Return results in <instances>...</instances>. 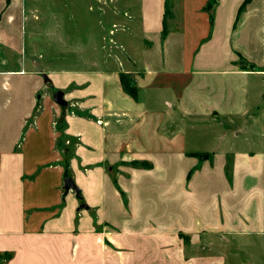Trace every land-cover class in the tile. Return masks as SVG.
Segmentation results:
<instances>
[{
  "label": "crops",
  "instance_id": "crops-1",
  "mask_svg": "<svg viewBox=\"0 0 264 264\" xmlns=\"http://www.w3.org/2000/svg\"><path fill=\"white\" fill-rule=\"evenodd\" d=\"M22 1L0 0V264H264V0H122L121 60L72 38L67 67L25 48Z\"/></svg>",
  "mask_w": 264,
  "mask_h": 264
},
{
  "label": "rangeland",
  "instance_id": "rangeland-1",
  "mask_svg": "<svg viewBox=\"0 0 264 264\" xmlns=\"http://www.w3.org/2000/svg\"><path fill=\"white\" fill-rule=\"evenodd\" d=\"M72 1H22L23 11L26 14L23 35L25 48L31 52H37L36 55L41 52L44 55V60L41 61L59 60L53 63V67H67L70 65V46L74 44L70 42L74 38L76 44L78 42L87 46V54L92 58H103L107 55V62L121 60L120 55L124 52L119 43L127 39L125 26L130 25L128 18L124 15V6L121 8L122 0H106L101 4L95 3L94 0H87L90 9L88 14L78 12L74 4H70ZM180 5L175 3V0H169L167 9L169 12H176L180 9ZM55 24L60 26L57 30L60 34L57 36L53 34L38 36L36 30L32 34L34 27L40 26L46 29L50 26L55 27ZM73 32L75 35H72ZM62 123L59 118L55 126L61 133L63 132ZM65 144L64 136L59 140L57 149H61ZM49 183L51 184L52 181L50 180ZM61 187L63 189V185Z\"/></svg>",
  "mask_w": 264,
  "mask_h": 264
},
{
  "label": "trees",
  "instance_id": "trees-1",
  "mask_svg": "<svg viewBox=\"0 0 264 264\" xmlns=\"http://www.w3.org/2000/svg\"><path fill=\"white\" fill-rule=\"evenodd\" d=\"M208 9H211V4L208 5L206 11H208ZM120 81L124 92L132 98L136 99L137 89L135 88L133 82L124 74L120 75Z\"/></svg>",
  "mask_w": 264,
  "mask_h": 264
},
{
  "label": "water",
  "instance_id": "water-1",
  "mask_svg": "<svg viewBox=\"0 0 264 264\" xmlns=\"http://www.w3.org/2000/svg\"><path fill=\"white\" fill-rule=\"evenodd\" d=\"M63 189L65 191H69V190H71V191L75 190L76 191V187H75V185H74V183H73L71 178H65L63 180Z\"/></svg>",
  "mask_w": 264,
  "mask_h": 264
}]
</instances>
